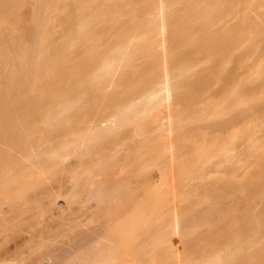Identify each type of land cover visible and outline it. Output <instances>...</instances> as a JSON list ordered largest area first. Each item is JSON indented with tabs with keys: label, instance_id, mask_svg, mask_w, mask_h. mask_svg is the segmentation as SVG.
<instances>
[{
	"label": "bare ground",
	"instance_id": "1",
	"mask_svg": "<svg viewBox=\"0 0 264 264\" xmlns=\"http://www.w3.org/2000/svg\"><path fill=\"white\" fill-rule=\"evenodd\" d=\"M131 2L136 3L137 7H132L129 12L125 8ZM170 2L174 6L173 9L169 7L171 12L173 11L174 13L172 17L167 14ZM231 2L232 0H0V236L6 235L7 232L13 233L15 230L19 234H26L24 239L20 240V243L16 246V250H14L16 252L15 257L19 258V261L14 264L180 263L186 248L185 244L181 242L185 234L192 233L193 231L191 230H194L198 223L201 224H199L201 227L203 223L207 221L209 223V220L214 221L217 218H221L222 215L226 216L224 212L231 211V209L234 210L233 205H238L240 201L242 204V199L239 198V201L235 198L236 195L229 199H221L222 194L221 196H215L217 192L221 191L222 193V188L225 187L223 184L226 181L223 183V177H219V169L226 162L232 165L231 160L233 159L234 161L235 159V157H230L228 160H224V154L221 155L223 152L220 151L221 153L217 152V160H214L216 158L214 156L215 158L211 165L207 162L208 158H206L205 162H207L206 166L209 164L215 168H217L218 164L220 165L217 168L218 172L215 170L216 173H214V168L208 166V169L213 170L215 175L218 173L216 178L217 180L221 178L220 180L223 184L219 183L224 187L221 186L222 190H220V186L210 185V183H214L212 181H215L212 180L213 178H210L211 182H209L208 176H201L203 180L206 178L205 182L198 178L201 179L203 184L196 185V182H194L193 186H188V188L197 187L194 188L197 193L200 189L211 190V193L214 191L216 193L213 192V195L215 194L212 197L213 199L204 200V202L211 200V202L207 203L209 205L206 208L202 206H199L198 209L196 207L194 209L191 208L194 211L191 212L190 209L191 214L188 213L190 215L186 214L183 216L180 213L176 202L178 201L177 196L182 198L183 195L181 196V194L177 193L176 196V190L181 186L182 182L178 177L181 175L182 178L187 177V174L184 175L187 167L184 169V174L180 173L179 167L184 172V167L182 168L181 165L186 166L188 154L187 143L181 144L182 141L179 138L178 142L176 140L180 135L176 132L179 127H174L173 117L177 113L174 114L176 110H172L174 102V100L172 102V90L175 87L172 86V81L173 79L178 80L181 78L182 80V78H185V73H187V63L185 65L187 61L185 58L187 55L183 54V58L180 57V60L184 59L185 61H178L180 64L177 72L179 73H174L175 75L171 74L168 59L169 52H171L169 49L172 46L177 48L173 50L178 54V51L181 50L178 48L180 46L177 45V42L173 41L172 35L184 38L187 33V14L189 11L194 17H199L196 19L197 22H192V28L197 34V39L202 40V44L203 42L207 44L214 38L210 35L216 26L213 21L206 20L209 16L208 12L210 10L218 12L220 4L227 3L229 5ZM175 4H177L176 7ZM263 6L259 4L253 7L252 10L247 9V12L251 13H249V17L252 16V19H250L259 30L262 42L264 40ZM177 40L179 41V39ZM138 41L142 42H139L136 47L135 44L137 43L134 44V42ZM261 41H258V46L253 45L255 48L257 47L255 52L260 53L261 51L262 53L263 49L259 47L261 46L259 45ZM68 43L74 49H71L72 47L68 49L69 51L71 49L73 54L71 52L68 53V50H66V44ZM104 46H106L107 51L105 52L107 53L103 51L101 54L102 51L100 52V49H104ZM254 47L251 49L254 50ZM136 51L139 54L134 58L137 60L138 57V64L141 65L133 70L137 63L132 64V69L129 68L131 65L127 64L125 60L129 59L130 61L131 59L132 62L133 53ZM66 52L69 55L72 54V56L68 58ZM260 54V57H258L261 59ZM184 55L186 56L184 57ZM140 59H142L141 63ZM69 60L71 61L69 62ZM262 64L264 67V62ZM139 68L140 70L142 69V74H139V82L141 81L140 76H142V79L144 78L141 81V85L138 84L140 90L136 84V88L134 86V88L130 87L137 69L140 72ZM205 73L204 75L201 73L202 75L200 74L201 76L197 77L198 79L203 76L200 80L198 79L204 83L203 85H205V80L207 82L212 76L210 72L208 74ZM182 81L180 82L182 83ZM196 81L195 83L198 82L199 85L200 82ZM119 82L123 87L130 86L122 90ZM193 83H191V86L189 85L191 89ZM262 85L260 86L262 87ZM185 86L186 89H182L186 91L185 93L181 92L183 93L181 94L180 91L178 92L181 94V99H185H183L184 102L187 98V91L190 90H187V83ZM254 87L256 88V86ZM198 88L201 87L198 86ZM221 91L223 92V90L217 91L215 93L216 96ZM124 93H129L128 95L131 97L129 96V100L126 101L125 97L121 98L124 101L119 104V98ZM256 100L258 99L256 98L255 102ZM148 103L150 105L145 108ZM183 106L185 107V104ZM263 109L264 103L257 102L252 104L248 112L239 110L236 115L234 114L235 116H230L227 121L219 122L220 119L218 121L216 118V122L219 123L211 127H217V131L220 129L226 132L230 125L233 127L242 119L243 122L244 118L241 119V117L263 118L261 116L264 115ZM105 110L108 113L104 112ZM110 110L111 112H109ZM148 110H155V112L152 115L153 120L147 119V121H152L149 122L151 125L153 124V127H149V123L146 122L149 127V131L147 130L146 133L148 134V132L155 129L154 132L156 133L154 135H156H146L148 137L151 136L149 139L152 138V141L150 140V143L144 138L148 143L145 144L146 141L143 142L141 137L137 139L136 134H126L127 131L125 132L123 129L128 123V119H142V116ZM240 112L243 114H240V116L242 115L241 117H239ZM124 118L125 120H123ZM198 118L200 119V117ZM117 119L121 121L118 122ZM137 120H135V123L139 122ZM117 122L120 123L122 130L118 129L120 128L119 126L117 128ZM181 123L179 124L181 125ZM128 124L132 123L129 122ZM260 124L261 126L263 125L259 122ZM259 125L257 123V127ZM137 126L140 127L139 125ZM137 126L136 129L140 131ZM205 126L203 128H206ZM133 128L131 127L128 131L130 132ZM116 130H118L119 134V136L116 134L118 140L122 134L124 136L125 134L127 135L125 137L122 135L121 140H119L121 143H117V145L113 144L112 141L113 138L116 139V136H114ZM120 130L125 134L123 132L122 134L119 133ZM220 130L219 132L222 134L223 131ZM130 133H133V131ZM132 135L136 136L137 140ZM176 135L179 136L176 137ZM222 135L225 136L224 134ZM122 140L127 143H122ZM241 141L240 144L244 142V140L242 143ZM183 142L185 143V141ZM228 143L226 146H228ZM145 145L146 147H143ZM150 147L153 149L149 150ZM210 147L214 146L210 145ZM241 148L243 149L244 147L242 146ZM262 148L263 146L259 151H256L262 152ZM144 149L146 151L149 150L148 153L144 152ZM113 150L116 151L114 154ZM192 151L194 153V150ZM149 152H151V155H155L153 159L150 157L151 155H148ZM145 153L147 154L146 156ZM116 154L121 157H118L117 165L111 166L114 167L111 170L110 165L115 162L113 155L117 156ZM211 154H216V151ZM212 155L209 157L210 159L213 158ZM227 155L225 154L224 156ZM147 156L151 158L148 161L153 160L155 164L160 161V164H158L162 168L157 166L160 168L158 178L155 174L153 175L156 179L152 178L151 174H149L151 176L147 174L151 170H145L146 173L144 171V168L146 169L148 165L154 166L152 161L150 162L152 164L147 161L149 164L147 166L146 163L145 166L143 165V160L145 158L149 159ZM258 156L261 155L259 154ZM229 159L231 160L229 161ZM231 165L227 164L224 166H228L229 168L227 167V169L234 174L233 170L235 168L232 169ZM157 167L154 166V168ZM225 167L222 169L226 170ZM258 167L263 166H257V170L260 169ZM224 170L222 175L225 172L228 175V171ZM257 170L256 175L258 173ZM261 171L264 173V168L259 170L260 174ZM203 172L206 171L203 170ZM144 173L149 178L151 177L149 183L146 180L148 176L146 175V178L143 176L146 183L151 186V188L148 187L149 185L146 186L148 192L149 189L152 190L149 192L150 194L154 192L149 195L151 198H155L156 196L153 195H157L156 200H154L157 201V198L158 200L160 198L161 201L162 195L166 199L169 197V200L165 199L167 201L165 202L166 206H163L168 208L169 212L167 215L169 224L166 231H161L154 227L155 229L153 228L151 231L142 232L139 220L141 209L146 208V203L144 204L143 201H146L144 198L147 196L145 194L148 193L147 189L144 188L145 191L143 190L145 186L142 187V184H140L145 181L143 179L140 182ZM206 173H208V170ZM254 173L251 174L254 176ZM230 174L228 176H233L234 178L238 175ZM225 175L224 177L226 178ZM229 181L230 183H226V187H229L228 189L230 190V188L233 189L234 185L231 186V179ZM261 181L256 178L255 183L259 182V184H254L255 186L253 187L252 183L244 186L248 188L250 185L251 191L250 189L248 190L253 197L249 193L248 196L250 198L246 196L243 199L245 200V205L242 213H240L243 215H240V218L238 217L239 222H237L238 219L236 221L234 219L239 224L236 226L233 221L235 227H230L233 224L224 225L222 223L223 228L225 226L230 227H225L228 231H222L223 233L226 232L225 235L227 234L225 237L223 236L225 240H222V243L220 242L219 250L217 249L218 252H215L216 255L209 257L210 259L202 264H264V180L260 185ZM185 184L187 185L186 181L183 188L187 187ZM237 185L239 184L237 183ZM198 186H200V189ZM179 189L181 191V188ZM234 189L236 188L234 187ZM141 190L145 192V196L141 194ZM125 191L128 193L125 194ZM203 192L199 193L203 194L202 196L205 198V194L207 196L208 191H205L207 193ZM118 193L125 195L120 196L121 194ZM22 195L26 197H22ZM82 195L83 198L85 197V199H89V201L94 203L84 208L81 205V200L77 199L78 196L82 197ZM115 196L120 198L118 199ZM142 196L144 200H142ZM13 198L15 199L14 203L15 201L17 202L16 198H20L25 200L24 203H30L31 206H27L32 208L26 211L23 210L24 207L22 206L23 208H21L19 206L21 203L19 199L18 206L20 208H13V205H9L13 202ZM162 200L165 201L164 199ZM5 201L7 203L9 201L8 205L10 207L8 206L9 208L7 209L4 208L5 205L4 209L2 208V204ZM180 201H183V199H179ZM249 202L253 205L255 204L254 213V208L252 206V209L250 208ZM150 204L153 205L152 203ZM150 204L148 205L151 207ZM161 204L164 205L163 202ZM77 205L79 208L76 207ZM256 205L260 208H257L258 206ZM24 206L26 205L24 204ZM236 211L238 212V210ZM205 233L207 232L205 231ZM209 233L211 234L210 231ZM19 234L18 236H20ZM146 235L148 236L147 238ZM194 241L187 242V251L191 249L196 252L200 250L201 252L200 248L203 244L200 247L199 244L201 243L199 242L201 241L198 240L199 244ZM182 244L185 247L184 249L181 247ZM208 245L211 247L210 244ZM212 245L218 248L217 245L213 243ZM212 247L211 249L213 250ZM230 258L231 261H225V259ZM10 262L11 260L4 259L1 263L10 264Z\"/></svg>",
	"mask_w": 264,
	"mask_h": 264
},
{
	"label": "rangeland",
	"instance_id": "2",
	"mask_svg": "<svg viewBox=\"0 0 264 264\" xmlns=\"http://www.w3.org/2000/svg\"><path fill=\"white\" fill-rule=\"evenodd\" d=\"M239 1V2H238ZM264 5V0H232V2L228 5L227 3H224L223 5L222 4H220V8L218 9V12H215V11H211L210 10V12H208L209 13V16H208V19H206V20H209V21H213L214 23H215V28L212 30L213 31V33L210 35L211 37H214L212 40H210L209 41V43H205L204 44V42H203V44H202V40H199V39H197V34L195 33V31L193 30L194 28H192V22H197L196 21V19H198L199 17H194V15H191V13H190V11H189V13L187 14V20H188V23H187V33L184 35V38H182V37H176L175 35H172V37H173V41L174 42H177V45L178 46H180V47H178L179 49H181L180 51H178L179 52V54L175 51L177 48H175V47H173L172 46V48L171 49H169V51H171V52H169V57H168V59H169V67H170V70H171V74L172 75H175V74H177V73H179V72H177L178 70H179V60L181 59L180 57H182L183 58V54H186V55H184V57L186 56V58H185V60L187 61V62H185V65H186V63H187V73H185L186 75H185V78L183 79L182 78V80H181V78L180 79H178V80H176V79H173V81H172V86H175V87H173V90H172V92H173V96H172V102H173V100H174V102H173V111L174 110H176V111H174V114L175 113H177V114H175L176 116L175 117H173L174 118V122H175V128H178L177 129V134H179L180 135V137H177V136H179V135H176V137H177V142H178V138H179V140L181 139V141H182V143L181 144H186L187 143V164H186V166H183V165H181L182 166V168H183V170L184 169H186V167H187V170H186V173H185V170H184V172L182 171V169H181V167H179V170H180V173H185L184 175H186L187 174V177H184V178H187V179H184V178H182L181 176L180 177H178V178H180V181L182 180V182H181V186H179V188H181V191H180V189L179 188H177V190H176V196H177V193L180 195L181 194V196H182V198L181 197H179V196H177L178 198H177V202H176V204H177V206L179 207V211H180V213L184 216V215H190L191 213H190V209L192 208V209H194L195 207L198 209L199 208V206H202V207H207V205H209V204H207L209 201L211 202V200L213 199L212 197H214V195H213V192L214 191H212V193H211V190H203L204 192L205 191H208V194H207V196H206V194H205V198H204V196H202L203 194H200L199 192H203L201 189H200V186H198V188L201 190H198V193H197V191H196V189H194V188H197V187H194V188H192V187H189L190 188V190H191V192H190V190H189V188H188V186H193V184H194V182H196L195 184L197 185V184H199L200 185V183L201 184H203L202 183V181L203 182H205L204 180L206 179V178H204V180H203V178H201V176H208L209 178H208V180H210V178H213L212 180H215V181H217V182H215V181H212V182H214V183H210V185H218V186H220V190H222L223 189V191H222V193H221V191L220 192H217V195H215V196H221V194H222V196L220 197L221 199H223V198H226V199H229V198H232L233 197V195L235 196L236 195V197L235 198H237L238 200H239V198L240 199H242V204H241V201L238 203V205L236 204V205H233L232 207H233V209L235 210H238V212L235 210H232L231 209V211H227V212H229V213H227V212H224V213H226L225 215L227 216H224V215H222V214H224V213H222L221 215V218H217L216 220H209V223H207V222H205V223H203L202 224V226L200 227V223H198V226L195 228V229H197V230H191V231H193L192 233H190V234H185L183 237H182V239H181V242L182 243H184L185 244V246H186V248L185 247H183L184 245L182 244V246L181 247H183V249L185 248V251H184V255H182V261L180 262V263H174V264H202V263H204V262H206L207 260H209L210 258L209 257H213V256H215L216 255V253L215 252H218L217 251V249L219 250V245H220V242L222 243V240L224 241L225 240V236L227 235H225V233L226 232H222V231H225L226 230V228L225 227H227V226H225L224 228H223V224L224 225H230V224H233V225H230V227L231 226H234V223H236L235 221L238 219V217L240 218V215L242 216L243 214H240V213H242V210H243V208H244V205H245V200H243V199H245L246 198V196H247V198H250L249 196H248V194L250 193V191H251V189H250V185L248 186V188H247V190L248 189H250V191L248 190H246L245 191V185H247V184H251L252 183V187L253 186H255V185H257V183L259 184V182H257V183H255L256 182V178H257V180H259V181H261L260 182V185H261V183H263V180H264V175H262V174H264L262 171H261V174L259 173V170H263V168H264V163H263V160H264V123H263V120H264V115H261V116H263V118L262 117H258V118H251V117H241L243 114L240 112L239 113V117H241V119L242 118H244V121L242 122V120H240V118H239V123H236V124H239V125H234L233 127H231V125H230V128H231V130L229 131V129H227L226 130V132L225 131H223V130H220V131H223V132H225V133H223L222 132V134H224L225 136H223L222 134H221V132H219V130L217 131V127L216 128H213L214 126L213 125H216V123H219V122H223V121H227V120H229L230 118V116H233L234 114L236 115L238 112H239V110L240 111H249L250 110V107L252 106V104H255V103H264V67H263V64H262V62H264L263 60H264V40H263V42L261 41V38H260V36H259V30L255 27V25H254V23H253V21L251 20L252 18V16L251 17H249V15L251 14L250 12H247V9H251L252 10V8L253 7H256V5L258 6V5ZM171 2L169 3V5H168V9H169V7H172L171 9H173V5H171ZM179 5V4H178ZM127 6V8H125V9H127V10H129V12L131 11V8L132 7H137V5H136V3H129V4H127L126 5ZM177 6V4H175V7ZM264 7V6H263ZM124 9V10H125ZM171 9H169V12H167V14L168 15H170V17H172V14H174L173 13V11L171 12ZM120 10H121V7H120ZM250 11V10H249ZM250 13V14H249ZM117 14V13H116ZM108 18V17H107ZM251 18V19H250ZM235 29V30H234ZM169 33H170V31H169ZM262 37V36H261ZM177 39H179V41L177 40ZM168 40H169V42L171 43V41H170V39H169V37H168ZM258 41H261V43L259 42V45H261V46H259L261 49H263V51H262V53H261V51H260V53L259 52H255V51H257V47L255 48L253 45L255 44V46L257 45L258 46ZM140 41H138V42H134V44L135 43H137V44H135L136 45V47H137V45H138V43H139ZM142 42V41H141ZM140 42V43H141ZM205 42H207V41H205ZM230 42V43H229ZM226 44V45H225ZM69 45V46H68ZM66 46L68 47H66V50H68L69 49V47L71 48L72 47V45H70L69 43L68 44H66ZM139 46H141V45H139ZM171 47V46H170ZM255 48L254 50L253 49H251V48ZM258 47V49H260ZM139 48V47H138ZM71 49H73V47L71 48ZM71 49H70V51L68 50L67 52L68 53H70L71 52ZM173 49H175V50H173ZM260 49V50H261ZM74 50V49H73ZM184 50V51H183ZM102 51V52H101ZM103 51L105 52V51H107V49H106V46H104V49H100V52H101V54L103 53ZM172 51H173V53H172ZM248 51H249V53H248ZM66 52V53H67ZM73 52V51H72ZM71 52V53H72ZM181 52V53H180ZM183 52V53H182ZM67 53V54H68ZM105 53H107V52H105ZM136 53V54H135ZM251 53V54H250ZM73 54V53H72ZM72 54L71 55H69L68 54V58L69 57H71L72 56ZM134 54V56H133V58L132 57H130V58H132V62H131V59H130V61H129V59H127V60H125L126 62H127V64H130L131 66H129V68H132V64L133 63H137V65H136V67L134 66V69L133 70H135V68H137V67H139L141 64H138L139 63V61H137V60H139L138 59V57H137V60L134 58V57H136V55H138L139 54V52H134L133 53ZM177 54H178V56H177ZM247 54V55H246ZM254 54V55H253ZM259 54L261 55V59L259 58L260 56H259ZM175 55V56H174ZM263 55V56H262ZM132 56V55H131ZM176 56H177V59H176ZM248 56V57H247ZM259 56V57H258ZM179 57V58H178ZM246 57H247V59H246ZM252 57V58H251ZM259 59H258V58ZM67 58V57H66ZM173 58V59H172ZM245 58V59H244ZM137 62H136V61ZM171 60V61H170ZM182 60H184V59H182ZM182 60H180V62H184V61H182ZM71 60H69V62H70ZM141 61H142V59H140V63H141ZM176 61V62H175ZM128 62H130V63H128ZM134 64V65H135ZM127 66V65H126ZM128 67V66H127ZM178 68V69H177ZM139 70H140V68H139ZM142 70V69H141ZM140 70V72L138 71V69H137V73H135L136 75H134L133 76V79L135 80V82H134V80L132 79V81H131V85L132 86H130V87H132V88H136V86H135V84L137 85V88L140 90V88L138 87V84H140L141 85V81L144 79H142V76H140V82H139V74H142L141 71ZM129 71V70H128ZM132 71V70H131ZM130 71V72H131ZM135 72V71H134ZM134 72H133V74H134ZM139 72V73H138ZM205 72H207V73H205ZM208 72H210L211 74H212V76H210V78H209V80H207V82H206V80H205V78H204V80H205V85H203L204 83H202L201 81H199L202 77H200V78H198L197 79V77H199V75L202 73L203 75H204V73L205 74H208ZM233 72V73H232ZM175 73V74H174ZM209 73V74H210ZM214 73V74H213ZM201 74V75H202ZM234 74H235V76H234ZM200 75V76H201ZM232 77H230V76ZM136 76V77H135ZM186 76H187V78H186ZM209 76V75H208ZM138 77V78H137ZM136 78V79H135ZM230 78V79H229ZM196 79H197V81H199L200 83H202V84H200L199 83V85H198V82L196 81ZM228 79V80H227ZM185 80H187V82H185ZM123 81H124V79H123ZM137 81V82H136ZM180 81H182V83L180 82ZM195 81L197 82V83H195ZM203 81V80H202ZM185 82V83H184ZM194 82V83H193ZM120 83V82H119ZM123 83V82H122ZM144 83V82H143ZM187 83V90L188 89H190L189 91H187V98H186V101L184 102V100L183 99H181V94H183V93H185L186 91H184V90H182V89H186L185 87V84ZM191 83H193V86H192V89H191V87H189V85L191 86ZM263 85H262V84ZM121 84V83H120ZM182 84V85H181ZM255 84V85H254ZM63 85V84H62ZM128 85V84H127ZM197 85V86H196ZM202 85V86H201ZM260 85H262V87L260 86ZM124 86H125V84H124ZM129 86H127V87H129ZM134 86V87H133ZM180 86H182L181 87V89H180ZM194 86H195V88H194ZM198 86L199 87H201V88H198ZM224 86V87H223ZM254 86H256V88L254 87ZM259 88H258V87ZM126 87V86H125ZM125 87H123V85L121 84V88H122V90H125L124 88ZM126 87V88H127ZM184 87V88H183ZM251 87H254V88H251ZM121 88H119V89H121ZM178 88V89H177ZM196 89V90H195ZM199 89V90H198ZM223 90V92H222V94H220L221 92H218L217 93V96H216V92L217 91H220V90ZM256 89V90H255ZM126 90H128V89H126ZM225 90V91H224ZM255 90V91H254ZM259 90H261V91H259ZM131 91H133V90H131ZM180 91V93L181 92H183V93H178ZM252 91V92H251ZM259 91V92H258ZM191 92V93H190ZM257 92V93H256ZM126 94V95H125ZM129 93H124L123 95H121V97L119 98V104H122L123 103V101H124V99H121V98H123V97H125L126 99H125V101L126 100H129V98L131 97L130 95H128ZM177 97H176V96ZM179 95V96H178ZM126 96H128V97H126ZM130 96V97H129ZM182 97H183V95H182ZM258 99V100H256V102H255V99L256 98ZM174 98V99H173ZM255 98V99H254ZM176 99V100H175ZM183 100V101H182ZM260 100H262V101H260ZM260 101V102H259ZM121 102V103H120ZM180 102V103H179ZM185 104V107L183 106L184 104ZM150 105V103H148V104H146V106H145V108H147L148 106ZM182 107H181V106ZM187 106V107H186ZM250 106V107H249ZM248 107V108H247ZM183 108H184V111H183ZM187 109V110H186ZM264 110V109H263ZM178 111V112H177ZM180 111V112H179ZM262 111V110H261ZM104 112H106V113H108V111H104ZM109 112H111V110L109 111ZM155 112V110L153 111V110H148L147 112H146V114L148 115H146V114H144L143 116H142V119H140V118H135V120H137V119H139V120H137V121H139L138 123H135V120H131V119H128V123L130 122V123H132V124H126V126H124V124H123V126H124V129L123 128H121V125H120V123H118V122H120L118 119H117V123H118V125H117V128H118V126L120 127V128H118V129H123V130H125V132L127 131V132H129L128 131V129L130 130L131 129V127L133 128V126H134V128H133V130H131L130 132H132L133 131V133H127L126 132V134H136L137 135V139L138 138H140L141 137V140L144 142V141H146L145 142V144H148L147 143V140L150 142V140L152 139H149L150 137H148V136H146V135H152V136H155L154 135V133H156V132H154L155 131V129H153V131L151 130V128H150V130H151V132H148V134L146 133L147 132V130L149 131V127H153V124L151 125V123L149 122V121H151V120H153V113ZM151 113V114H150ZM185 114V115H184ZM240 114H242L241 116H240ZM262 114V113H261ZM263 114H264V112H263ZM178 115V116H177ZM234 115V116H235ZM150 116H152L151 118H150ZM181 116V117H180ZM183 116V117H182ZM260 116V115H259ZM125 117V116H124ZM180 117V118H179ZM184 117H186L185 119H184ZM198 117H200V119L198 118ZM214 117H215V121H214ZM216 118H217V120L219 121V119H220V121L219 122H216L217 120H216ZM229 118V119H228ZM246 118H248V119H246ZM251 118V119H250ZM146 119V120H145ZM147 119H151V120H148L147 121ZM205 119H207L206 120V122H205ZM221 119H222V121H221ZM250 119V120H249ZM255 119V120H254ZM123 120H125V118L123 119ZM202 120H204V121H202ZM260 120V121H259ZM134 121V122H133ZM136 121V122H137ZM181 121H183V123H181ZM203 122V123H201V122ZM256 121V122H255ZM261 122L263 125L261 126V124L259 125V122ZM126 122H127V120H126ZM146 122L147 123H149L148 125H150L149 127L147 126V124H146ZM152 122V121H151ZM123 123V122H122ZM179 123H181V125L179 124ZM185 123V124H184ZM204 123H205V125H204ZM211 123V125L209 126V124ZM257 123H258V127H257ZM141 124V125H140ZM179 124V125H178ZM208 124V125H207ZM256 124V125H255ZM137 125H139L140 127H138ZM187 125V126H186ZM199 125H201V126H199ZM206 127V128H203L204 126ZM136 126H137V128L138 129H140V131H138L137 129H136ZM178 126V127H177ZM193 126H195V127H193ZM211 126H213V127H211ZM143 127V128H142ZM190 128H192V130H190ZM211 128V129H210ZM213 128V129H212ZM261 128V129H260ZM127 129V130H126ZM201 129H203V130H201ZM204 129H206V130H204ZM210 129V130H209ZM215 129H216V131H215ZM257 129H259L258 131H257ZM121 130H120V132L119 133H121L122 134V132H121ZM141 130H142V135H141ZM143 130H144V132H145V134H144V132H143ZM146 130V131H145ZM212 130V131H211ZM117 131V132H116ZM114 133H115V135L114 136H116V134L119 136V134H118V130H116ZM137 131V132H136ZM199 131V132H198ZM212 133H211V132ZM232 131V132H231ZM136 132V133H135ZM206 132V133H205ZM216 132V133H215ZM227 132H228V134H227ZM231 132V133H230ZM124 133V132H123ZM138 133V134H137ZM182 133V134H181ZM208 133V134H207ZM230 133V134H229ZM120 134V135H121ZM125 134V133H124ZM125 134V136H127ZM248 134V135H247ZM258 134V135H257ZM123 135V134H122ZM122 135H121V137H120V139L119 140H121V138H122ZM145 135V136H144ZM187 136V138H186V136ZM228 135V136H227ZM247 135V137L245 138V136ZM113 136V135H112ZM124 136V135H123ZM124 136V137H125ZM184 136V137H183ZM229 136H231L230 138H229ZM123 137V138H124ZM132 137L135 139V140H137L135 137L136 136H134V135H132ZM148 137V138H147ZM217 137H218V139H217ZM225 137V138H224ZM237 137H239V138H237ZM147 139V140H145V139ZM221 138V139H220ZM256 138H257V140H256ZM219 139H220V141H219ZM231 139V140H230ZM239 139V140H238ZM241 139H242V141L244 140V142L242 143V141H241ZM118 140V138H117V136H116V139H112V141H113V144H116L117 145V143H121L120 141ZM124 140V139H123ZM122 140V141H123ZM224 140V141H223ZM111 141V142H112ZM126 141H127V137H126ZM126 141H123L122 143H127ZM139 141H140V139H139ZM152 141V140H151ZM183 141H185V143L183 142ZM187 141V142H186ZM222 141V142H221ZM240 141H241V143L242 144H240ZM248 141V142H247ZM129 142V141H128ZM141 142V141H140ZM229 142V143H228ZM238 142V143H237ZM151 143V142H150ZM149 143V144H150ZM220 145H219V144ZM225 145H224V144ZM227 143H228V146H226L227 145ZM257 143V144H256ZM260 143H262V144H260ZM179 144V143H178ZM178 144H177V146H178ZM198 144V145H197ZM237 144H239V145H237ZM248 144V145H247ZM204 146V148H202L203 146ZM205 145H207L206 147H205ZM210 145H212V146H214V147H210ZM219 145V146H218ZM245 145V146H244ZM258 148V147H260V145H261V147L263 146V148L261 149L262 150V152L260 151V152H258L259 150H260V148H256L255 146ZM151 146V145H150ZM181 146H183V145H181ZM198 146H199V148H198ZM223 146V147H222ZM246 147V149L244 150V148L242 149L241 147ZM249 146H251V147H249ZM143 147H146V145L145 146H143ZM193 147V148H192ZM221 148V150H220V148ZM147 148H148V145H147ZM195 148V149H194ZM209 148V149H208ZM228 148V149H227ZM150 149H153V148H149V150ZM177 149H178V147H177ZM199 149V150H198ZM241 149V150H240ZM148 150V149H147ZM148 150V151H149ZM192 150H194V153H193V151ZM216 151V154H214V152ZM219 150V151H218ZM256 150H258V151H256ZM122 151V150H121ZM124 151V150H123ZM148 151H146V149H144V152H147L148 153ZM152 151H154V150H152ZM151 151V152H152ZM223 152V153H221V152ZM116 151L115 150H113V154L115 153ZM151 152H149V156L151 155L150 153ZM217 152H220L221 153V155L222 154H229V155H227V156H224L223 155V157H224V160L226 159V160H228V158H230V157H235V159H236V161H235V159H234V161H233V159L231 160V159H229V161L231 160L232 162V165H234V166H232L230 163H227L226 162V164H224V165H227V164H229V166L231 165V167H232V169H234L233 171H234V174H233V172H231V171H229L228 169H227V167L228 166H222L220 169H219V171L221 172V175H220V172H219V177L221 176V178H222V181H223V183H224V181H225V184H223V183H221L222 181L220 180L221 178H218V180H217V176H218V173L215 175V174H213V172L215 171V170H217V172H218V166H220L219 164H218V166H216L217 168H215V167H211L210 165H211V163H212V161H213V159L216 157V155L218 154ZM258 152V153H257ZM153 153V152H152ZM190 153H192V154H190ZM211 153H213L214 155H212ZM190 154V155H189ZM196 156H195V155ZM199 154V155H198ZM257 154V155H256ZM261 155V156H258V155ZM117 156H115V155H113V158H114V161L115 162H113V160H112V164L110 165V169L111 168H114V167H111V166H115V165H117V159L119 160V158L121 157H119L118 156V154H116ZM147 154L145 153V156H146ZM211 155H212V157L213 158H209V157H211ZM220 155V154H219ZM221 155H220V157H221ZM149 156H147V157H149ZM155 155H151L150 157L153 159V157H154ZM189 156H192V157H189ZM196 158H195V157ZM215 156V157H214ZM218 156V155H217ZM119 157V158H118ZM149 157V159H144L143 160V165L145 166V163H146V166L152 161V163H154V161L153 160H151V161H148V160H150L151 158ZM193 157H194V159H193ZM222 157V158H223ZM261 157V158H260ZM206 158H208V160H207V162L210 164H208V166L210 167V168H214V171L213 170H211V169H208L209 167L208 166H206V163L207 162H205L206 161ZM261 161H260V160ZM183 160H185V159H183ZM182 160V161H183ZM211 160V161H210ZM214 160H217V157L214 159ZM145 161V162H144ZM149 163H148V162ZM228 161V162H229ZM160 162V161H159ZM159 162H157L156 164L154 163V164H152V163H150V164H152V165H154V166H159V167H161L159 164ZM205 164H204V163ZM259 162H260V164H259ZM159 163V164H158ZM162 163V162H161ZM182 163H184V162H182ZM186 163V162H185ZM263 163V164H262ZM258 164V165H257ZM162 165V164H161ZM204 165V166H203ZM263 166V167H258V168H260V169H258L257 170V166ZM150 166L151 165H148L147 166V168L145 169L144 168V171L145 170H147V169H149L148 171H150V173H148L147 172V174L149 175V174H151L152 175V178H154L155 176H157V178H158V174H159V169L160 168H154V166H151V168H150ZM207 168H206V167ZM205 167V169H203ZM225 167V169L228 171V175H231L230 173H232L234 176L235 175H237L236 176V178H234L233 176H228L227 175V172H225V174L223 173V175H222V171L224 170V169H222V168H224ZM162 168V167H161ZM229 168V167H228ZM157 169V170H156ZM222 169V170H221ZM231 169V170H232ZM238 169V170H237ZM112 170V169H111ZM155 170V171H154ZM203 170L204 171H206L207 172V170H208V173H206V172H203ZM212 171V173H211V171ZM226 170H224V171H226ZM252 170H253V172H252ZM256 170H257V175H256ZM143 171V172H144ZM158 171V172H157ZM182 171V172H181ZM209 171H210V173H209ZM204 174H203V173ZM249 172H250V174L252 173H254L255 175L253 176L252 174L250 175L249 174ZM145 173H146V171H145ZM144 173V175H142L141 177H142V180L140 181V182H142L143 181V179L144 178H146L148 175L147 174H145ZM153 173V174H152ZM214 173H216V171L214 172ZM236 173V174H235ZM155 174V176L153 177V175ZM179 174H178V176H179ZM260 174V175H259ZM147 175V176H146ZM151 175H149V176H151ZM211 175V176H210ZM224 175L226 176V178L224 177ZM246 175V176H245ZM259 175V176H258ZM262 175V176H261ZM143 176H144V178H143ZM149 176H148V178L146 179V180H148V182L150 183V181H149V179L151 178H149ZM228 176V177H227ZM249 176V177H248ZM261 176V177H260ZM256 177V178H255ZM260 177V178H259ZM198 178H201L202 179V181H201V179H198ZM215 178V179H214ZM231 179V186H233V189H231L230 188V190L228 189L229 187H226V183H230V181H229V179ZM234 178V179H233ZM246 178V179H245ZM249 178V179H248ZM262 178V179H261ZM154 179H156V178H154ZM228 179V180H227ZM233 179V180H232ZM253 179V180H252ZM145 180V179H144ZM146 180L144 181V183H140V184H142V187L143 186H145V187H143V190L145 191V189H147V187L146 186H148V187H150L151 188V186H150V184L149 183H146ZM151 180V179H150ZM179 180V179H178ZM194 180V181H193ZM220 180V181H219ZM243 182H242V181ZM247 180V181H246ZM179 181V182H180ZM187 182V187L186 188H188V189H186V188H183L184 187V182ZM199 181V182H198ZM201 181V182H200ZM233 181V182H232ZM240 181V182H239ZM244 181H245V183H244ZM253 181V182H252ZM190 182H193V183H191L190 184ZM209 182H211V180L209 181ZM221 184H223V185H225V187L228 189H226L223 185H221ZM239 184V185H237V183ZM146 183V184H145ZM206 183H208V182H206ZM228 183V184H229ZM144 184V185H143ZM177 184H178V182H177ZM220 184V185H219ZM255 184V185H254ZM178 185H180V183L178 184ZM195 185V186H196ZM224 187V188H222V187ZM240 186V187H239ZM216 188H217V186H215ZM234 187L237 189H234ZM244 187V188H243ZM145 188V189H144ZM222 188V189H221ZM193 189V190H192ZM232 190V191H231ZM147 192H148V189L146 190ZM152 190L151 189H149V192H151ZM187 191H188V193H187ZM217 191H218V189H217ZM234 191H236V192H234ZM141 194L143 195V196H145V195H147L146 196V198H144V199H146V201L143 199V196H142V200H144L143 201V203L145 204L146 203V208H144V206H142L144 209H141V214H140V220H139V223H140V225H141V227H142V232L144 233V232H146V231H151V230H153V228L155 227V228H158L159 230H161V231H166V229H167V227H168V224H169V219H168V208H165V207H163V206H166V204H165V202H167L166 200H169V197H168V199H166V198H164L163 197V195L161 196V201H160V198H159V200H158V198H157V201H155L156 200V197H157V195H153V196H156L155 198H151V196H149V195H152L154 192H152L151 194L148 192L147 194H145L144 195V193L145 192H143L142 190H141ZM185 192H186V194H185ZM203 192V193H204ZM225 192H227V193H225ZM248 192V193H247ZM125 194L126 193H128V192H124ZM191 195H190V194ZM205 193H207V192H205ZM210 193V194H209ZM214 193H216V192H214ZM224 193V194H223ZM230 193H231V195H230ZM234 193V194H233ZM118 194H121L120 196H122V195H125V194H123V193H118ZM210 195H211V197H210ZM213 195V196H212ZM223 195H225V196H223ZM250 195H252V193H250ZM24 195H22V197H23ZM152 196V197H153ZM169 196V195H168ZM202 196V197H201ZM229 196V197H228ZM240 196V197H239ZM24 197H26V196H24ZM116 197V196H115ZM148 197V198H147ZM160 197V196H159ZM165 197H167V196H165ZM206 197H208V198H206ZM252 197H253V195H252ZM79 198V199H78ZM116 198H118V196L116 197ZM115 198V199H116ZM120 198V197H119ZM118 198V199H119ZM150 198V199H149ZM18 199L21 201V203L19 204L18 203ZM16 198V200H17V202L15 201V203H14V198L12 199V201H10V202H12L11 204H9V205H13L12 207L13 208H23V210H30V208H32V207H28V206H31V204L29 205L28 204V202L27 203H24L25 202V200H23V199H20V198ZM77 199L78 200H81V202H82V206H84V208H85V206L87 207V206H90L91 205V203H94V202H91V201H89V199H85V197L83 198V195H82V197H80V196H78L77 197ZM155 199V200H154ZM162 199H166L165 201H163ZM179 199H183V201H180L179 202ZM205 199H211V200H206V202H204V200ZM252 199V198H251ZM250 199V200H251ZM23 200V201H22ZM88 200V201H87ZM151 200H152V202H151ZM155 202H154V201ZM9 201H8V203H9ZM19 201V202H20ZM148 201H150L149 203H148ZM163 202L164 203V205L163 204H158L159 202ZM202 201V202H201ZM6 202V203H5ZM5 202H3V204H2V208L4 207V205H5V209H7V208H9L10 206L8 205V203H7V201H5ZM23 202V203H22ZM154 202V203H153ZM157 202V203H156ZM203 202H204V204H206L205 206H204V204H203ZM251 202H252V200H251ZM14 203V204H13ZM17 203V204H16ZM61 204H62V202H60ZM150 203H152L153 205H151ZM155 203H156V205H155ZM181 203V204H180ZM253 203V202H252ZM18 204H19V206H18ZM24 204L26 205V206H24ZM148 204H150L151 205V207L148 205ZM158 204V205H157ZM180 204V205H179ZM199 204H203V205H199ZM7 205V206H6ZM18 207H17V206ZM28 205V206H27ZM81 205H80V209H81ZM143 205V204H142ZM161 207H160V206ZM198 205V206H197ZM243 205V206H242ZM249 205H250V208H251V206H252V208H254L255 207V204L253 205V204H251L250 202H249ZM259 205V204H258ZM258 205H256V206H258ZM9 206V207H8ZM23 206V207H22ZM148 206V207H147ZM242 206V207H241ZM261 206V205H260ZM11 207V208H12ZM35 207V206H34ZM76 207H78L79 208V206L77 205ZM141 207V208H142ZM202 207H200V208H202ZM241 207V208H240ZM3 208V209H4ZM28 208V209H27ZM83 208V207H82ZM251 208V209H252ZM256 208V207H255ZM255 208L253 209V213L255 212L254 210H255ZM257 208H260L259 206L257 207ZM191 209V212L192 211H194V210H192ZM35 210H37L36 208H35ZM233 212H236V213H233ZM188 213H190V214H188ZM230 213H231V215H230ZM227 214H229V215H227ZM27 215V214H26ZM181 215V216H182ZM230 216H231V218H230ZM224 217V218H223ZM234 219H235V221H234ZM218 221H220V222H218ZM233 221H234V223H233ZM231 222V223H230ZM237 222H239V219H238V221ZM186 224H187V222H185ZM223 223V224H222ZM227 223V224H226ZM200 224V225H199ZM207 224H209L208 226H207ZM237 224H239V223H236V226H237ZM197 225V224H196ZM204 225H206V227H204L203 228V226ZM213 225H216V226H213ZM211 226V227H210ZM215 227V228H218L219 226V230L218 229H215V228H213V227ZM222 226V227H221ZM230 227H227V228H230ZM235 227V226H234ZM154 228V229H155ZM199 228V229H198ZM209 228V229H208ZM233 228V227H232ZM231 228V229H232ZM189 229H191V228H189ZM207 232V233H205V231ZM218 230V231H217ZM12 231H14V230H12ZM209 231L211 232V234L209 233ZM221 231V232H220ZM226 231H228V229L226 230ZM205 233V234H204ZM209 233V234H208ZM215 233V234H214ZM221 233V234H220ZM10 234H12V235H10ZM18 232H17V230H15V232H10V233H6V235H1L0 236V263L4 260V259H9V260H11V262H10V264H14V263H16L17 261H19L18 259L19 258H16L15 257V254H16V252L14 251V250H16V246L20 243V240H23L24 239V237L26 236V234H19L20 236H18ZM219 234H220V236H219ZM9 237H8V236ZM15 235V236H14ZM206 235V236H205ZM4 236H5V238H4ZM6 236H7V238H6ZM18 238H17V237ZM22 236H23V238H22ZM144 236H145V234H144ZM210 236V237H209ZM217 236V237H216ZM224 236V237H223ZM15 237V238H14ZM148 236L146 235V238H147ZM209 237V238H208ZM144 238V237H143ZM166 238H168V236H166ZM207 238V240H205ZM221 238H223V239H221ZM61 239V238H60ZM202 239H204V240H202ZM210 239V240H209ZM221 239V240H220ZM143 240V239H142ZM193 240H195L194 242H199V241H201V242H199V243H201V244H199L200 245V247L202 246V244H203V246L200 248L201 249V252H200V250H197V252L195 251V250H191V249H189L188 251H187V242L188 241H192L193 242ZM197 240V241H196ZM199 240V241H198ZM217 240V241H216ZM218 240H219V244H218ZM19 241V242H18ZM206 243H204V242ZM213 241V242H212ZM217 242V244H215ZM15 243V244H14ZM212 243L214 244V245H217V247L218 248H215L213 245H212ZM208 244H210L211 245V247L213 248V250L211 249V247H209V245ZM188 247H189V245H188ZM203 248V249H202ZM216 250H215V249ZM182 249V248H181ZM215 250V251H214ZM213 251V252H212ZM207 252V253H206ZM211 253H213L212 255H211ZM15 257V258H14ZM13 260V261H12ZM225 261H231V258L230 259H225ZM2 264V263H1Z\"/></svg>",
	"mask_w": 264,
	"mask_h": 264
}]
</instances>
